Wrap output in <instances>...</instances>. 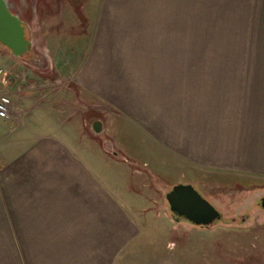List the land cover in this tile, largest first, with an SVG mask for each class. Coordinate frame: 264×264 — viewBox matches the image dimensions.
<instances>
[{"label":"crops","instance_id":"obj_1","mask_svg":"<svg viewBox=\"0 0 264 264\" xmlns=\"http://www.w3.org/2000/svg\"><path fill=\"white\" fill-rule=\"evenodd\" d=\"M92 5L79 70L126 116L123 152L264 179V0ZM34 116L41 128L16 117L23 123L0 142V264H131L135 192L84 132Z\"/></svg>","mask_w":264,"mask_h":264},{"label":"rangeland","instance_id":"obj_2","mask_svg":"<svg viewBox=\"0 0 264 264\" xmlns=\"http://www.w3.org/2000/svg\"><path fill=\"white\" fill-rule=\"evenodd\" d=\"M7 1L27 24L33 52L20 59L16 70L3 64L0 55V65L26 78L23 82L12 81L8 89L0 85V96L7 94L13 100L11 119H0V142L23 123L14 120L16 117L25 118L24 124L28 125L32 120L26 119L39 114L52 117L49 122L55 128L84 132L93 139L96 153L100 151L117 167L112 174L121 176L120 182L126 179V188L135 192L127 200L131 206L128 211H133L130 218L140 231L138 242L127 250V263L264 264L262 177L193 164L184 167L166 158L155 161L146 152L135 161L123 152L124 141L118 133L126 116L104 99L101 90L87 89L88 73L79 70L83 50L78 37L87 31L93 0ZM0 49L4 50L2 46ZM95 75L97 87L103 73ZM195 91L189 87L192 103ZM192 103L189 111H198ZM32 122L36 128L43 124L40 120ZM96 122L102 123L101 133L94 130ZM180 184L193 185L220 211L222 220L210 228L196 227L183 219L176 222L166 196Z\"/></svg>","mask_w":264,"mask_h":264},{"label":"water","instance_id":"obj_3","mask_svg":"<svg viewBox=\"0 0 264 264\" xmlns=\"http://www.w3.org/2000/svg\"><path fill=\"white\" fill-rule=\"evenodd\" d=\"M25 33L22 19L7 0H0V45L21 59L33 46ZM94 130L101 133L102 123L96 122ZM166 198L176 222L183 219L196 227L210 228L222 220L220 211L191 184L174 186ZM261 207L264 210V198Z\"/></svg>","mask_w":264,"mask_h":264},{"label":"built area","instance_id":"obj_4","mask_svg":"<svg viewBox=\"0 0 264 264\" xmlns=\"http://www.w3.org/2000/svg\"><path fill=\"white\" fill-rule=\"evenodd\" d=\"M19 78L13 77L12 73L3 66H0V85L8 89L12 83H17ZM13 112V100L7 95L0 96V119L6 121L11 119Z\"/></svg>","mask_w":264,"mask_h":264},{"label":"flooded vegetation","instance_id":"obj_5","mask_svg":"<svg viewBox=\"0 0 264 264\" xmlns=\"http://www.w3.org/2000/svg\"><path fill=\"white\" fill-rule=\"evenodd\" d=\"M23 25H24V27H25L26 38H27L28 40H30V39L28 38L29 29H28L27 24H26L24 21H23ZM32 49H33V48H30L29 51H28L27 53L24 54V56L31 54V53L33 52ZM6 50H8V49H6ZM8 51H9V50H8ZM10 52H11V51H10ZM24 56H23V58H24Z\"/></svg>","mask_w":264,"mask_h":264}]
</instances>
